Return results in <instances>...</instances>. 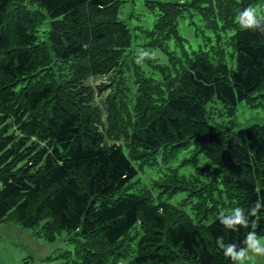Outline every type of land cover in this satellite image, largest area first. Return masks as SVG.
<instances>
[{
    "label": "trees",
    "instance_id": "obj_1",
    "mask_svg": "<svg viewBox=\"0 0 264 264\" xmlns=\"http://www.w3.org/2000/svg\"><path fill=\"white\" fill-rule=\"evenodd\" d=\"M257 5L264 10V0L148 2L159 16L152 29L139 28L142 47L168 53L172 39L183 45L179 22L194 9L207 28L235 31L230 70L202 48L171 57V66L137 63L131 49L140 36L120 19L119 0H0V224L38 228L49 242L74 233L77 247L62 264H232L218 237L243 246L253 221L264 237V209L238 231L219 216L203 222L223 197L244 209L264 202V126L227 134L213 129L206 111L217 98L232 114L264 89V34L236 20ZM105 75L98 91L108 90L107 126L86 84ZM190 145L222 175L201 186L174 175L167 187L169 196L199 194L197 223L185 203L161 201L164 191H133L134 160L145 165Z\"/></svg>",
    "mask_w": 264,
    "mask_h": 264
},
{
    "label": "rangeland",
    "instance_id": "obj_2",
    "mask_svg": "<svg viewBox=\"0 0 264 264\" xmlns=\"http://www.w3.org/2000/svg\"><path fill=\"white\" fill-rule=\"evenodd\" d=\"M121 9L119 17L124 21L132 32L134 38L137 35L140 39L134 40L132 52L137 55L139 49L154 52V58L161 65L171 66V57H178L182 60L183 52L197 51L201 48L211 52L214 62L224 58V63L230 70L237 68L236 53L230 44V37L235 31L224 32L217 29L207 28L203 16L199 11L191 9L179 22V33L184 39L183 45L177 44L175 39L169 41L168 53L155 48H144L143 39L139 33L140 29H152L159 13L153 12L148 6V2L162 1L174 2L179 4H190L194 0H119ZM261 11V6L255 7ZM49 22V20H48ZM221 26V25H220ZM48 29V23L40 28V39L44 40L42 32ZM222 51V55L217 52ZM130 54V51H129ZM148 74H151L150 66L144 67ZM109 76L91 77L86 84L92 87L95 92L94 104L100 107L103 122L108 125L107 119V96L108 90L100 94L98 88L105 85ZM206 111L208 121L214 130H220L227 134H233L245 130L253 125L264 126V89L252 95L251 100L238 102L234 113L230 114L228 108L217 98L212 100L207 106ZM138 175L134 182H138L133 191L147 187L156 196L160 195V200L168 202L174 206H183L184 211L194 220L198 221V215L194 210V204L200 199L199 194H192L190 190L180 191L169 196L167 187L173 184V176L186 177L188 180L199 179V184L210 183L217 179L221 181L222 175L218 174L219 167L213 164L203 154L195 155L194 147L190 145L182 149L175 155L166 157L165 152L161 151L149 163L143 165L141 160L133 161ZM161 186V187H160ZM222 189V184H219ZM189 189H192L189 187ZM215 215H210L204 220V224H210L219 216L221 212L228 213L236 208L226 198H222ZM211 205V204H210ZM38 228H24L15 221H7L0 224V264H62L67 259L65 253H74L77 247L78 237L74 233L63 232L55 242H49L44 237L36 234ZM246 264H264V258H257L255 261H248Z\"/></svg>",
    "mask_w": 264,
    "mask_h": 264
},
{
    "label": "clouds",
    "instance_id": "obj_3",
    "mask_svg": "<svg viewBox=\"0 0 264 264\" xmlns=\"http://www.w3.org/2000/svg\"><path fill=\"white\" fill-rule=\"evenodd\" d=\"M237 23L243 30L260 32L264 34V10L258 11L255 7L249 6L236 16ZM155 53L145 49L137 52V63L145 59H153ZM261 209H264V202L257 200L249 209L236 207L230 212H221L219 221L225 229L238 231L241 228L250 227V218L257 217ZM257 227L253 221L252 230L246 234L243 246L235 243H225L223 237L216 240L217 246L222 250L224 256L232 261V264H246L248 261H255L257 258H264V237H259L255 232Z\"/></svg>",
    "mask_w": 264,
    "mask_h": 264
}]
</instances>
